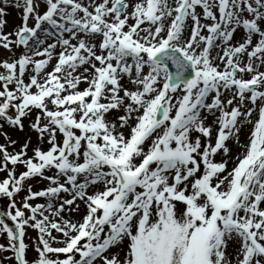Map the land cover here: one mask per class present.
<instances>
[{
    "label": "snow or ice",
    "instance_id": "obj_1",
    "mask_svg": "<svg viewBox=\"0 0 264 264\" xmlns=\"http://www.w3.org/2000/svg\"><path fill=\"white\" fill-rule=\"evenodd\" d=\"M0 47L47 144L0 145V264H264V0H0Z\"/></svg>",
    "mask_w": 264,
    "mask_h": 264
},
{
    "label": "rangeland",
    "instance_id": "obj_2",
    "mask_svg": "<svg viewBox=\"0 0 264 264\" xmlns=\"http://www.w3.org/2000/svg\"><path fill=\"white\" fill-rule=\"evenodd\" d=\"M10 11H19L20 15L18 16V22L17 24L13 25V26H9L7 23L5 24L3 31L4 32H12L14 31V29L16 28V26H18L21 23V10L15 9L13 7H9L7 9V12ZM8 18H9V14H7V16L5 17V19L8 22ZM32 21H29V24L31 25ZM241 33H237L236 34V38L239 39L240 37H238L237 35H239ZM241 36V35H240ZM16 51L19 53L20 49H16ZM10 56V53L3 49L2 47H0V60H4L7 59ZM0 71H2V69H0ZM85 85L81 84L80 87L83 88ZM38 110H33V113L29 115V117L27 118H22V121L24 123V130L20 131L18 130L16 127L11 126L9 124H7L6 121L0 120V145H5V147L7 148V150L12 153V152H16L20 150L21 145L28 141L29 142V148H28V155L32 156L33 152L32 149L34 147H40L42 149L47 148V144L44 141H40L38 139V134L35 133L34 130H32L30 128V123L32 122V120L34 119V115L35 112H37ZM5 134L7 135L8 139L5 138ZM59 133H58V137H59ZM10 140H15L16 144H11L9 141ZM229 144L231 145V141H229ZM217 160L220 159L219 156L216 157ZM9 167H12L9 164ZM228 167L231 168L232 166H230V163H228ZM23 170H25L23 165H16L15 166V171L16 174L19 175L20 172H22ZM48 175H51L52 173H47ZM5 173L4 172H0V180L5 178ZM48 181L45 180H41L39 177H33L27 181H24V188L27 189L29 185H31V188L33 191H37V190H42L44 189L47 185H48ZM25 195V191H21V193H19L16 196V200L18 202V206H19V201L21 199V197H23ZM61 195H64L63 193ZM30 204L36 205V204H45L46 203V198L44 197H37L34 200H30L29 201ZM7 204V199L0 197V211L4 210ZM83 209V204H81V210ZM26 214H27V210ZM65 216L71 215L72 218L75 219H79V215L77 213H64ZM8 223L11 224V221H7ZM53 235H60L58 233H55V231H53ZM36 236V231L33 229H27L26 230V236H25V243L29 244L30 246L34 243V238ZM6 238L4 235H0V244H6ZM4 255H9V254H4ZM36 256V253L34 250H30L27 253V259L28 260H32L34 257Z\"/></svg>",
    "mask_w": 264,
    "mask_h": 264
},
{
    "label": "bare ground",
    "instance_id": "obj_3",
    "mask_svg": "<svg viewBox=\"0 0 264 264\" xmlns=\"http://www.w3.org/2000/svg\"><path fill=\"white\" fill-rule=\"evenodd\" d=\"M17 21V16L15 15V12L10 11V22H9V26H11L13 23L15 24V22ZM241 34L237 35L238 37H240ZM246 132L242 133V138L241 140H243L245 138ZM234 150H237L236 148H234Z\"/></svg>",
    "mask_w": 264,
    "mask_h": 264
}]
</instances>
